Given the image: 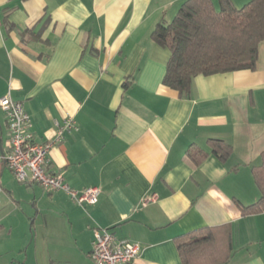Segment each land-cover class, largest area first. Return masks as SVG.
I'll return each instance as SVG.
<instances>
[{
	"label": "crops",
	"instance_id": "crops-1",
	"mask_svg": "<svg viewBox=\"0 0 264 264\" xmlns=\"http://www.w3.org/2000/svg\"><path fill=\"white\" fill-rule=\"evenodd\" d=\"M185 1L0 0V98L22 103L37 142L72 117L49 170L100 190L81 207L18 183L0 160V262L93 264V231L106 229L139 245L131 264H181L176 238L230 226L227 264H264V213L241 215L260 198L251 170L264 152V41L253 71L197 76L179 96L162 84L170 52L150 36ZM7 137L0 110V155ZM210 140L231 146L225 162ZM191 145L207 153L198 165Z\"/></svg>",
	"mask_w": 264,
	"mask_h": 264
},
{
	"label": "trees",
	"instance_id": "trees-1",
	"mask_svg": "<svg viewBox=\"0 0 264 264\" xmlns=\"http://www.w3.org/2000/svg\"><path fill=\"white\" fill-rule=\"evenodd\" d=\"M186 0L173 20L151 33V40L170 52L162 81L182 97H189L193 79L242 70L253 71L258 46L264 41V0H250L236 9L230 0ZM124 83V88L127 87ZM211 154L225 162L231 146L210 140ZM198 165L207 153L191 145L187 151ZM251 174L260 193L258 201L241 208L243 217L264 213V152ZM181 264H227L231 257L230 226L205 227L174 240Z\"/></svg>",
	"mask_w": 264,
	"mask_h": 264
},
{
	"label": "built area",
	"instance_id": "built-area-1",
	"mask_svg": "<svg viewBox=\"0 0 264 264\" xmlns=\"http://www.w3.org/2000/svg\"><path fill=\"white\" fill-rule=\"evenodd\" d=\"M0 110L7 124V144L0 160L10 170L15 180L23 185H37L45 193H65L78 206H92L98 201L100 190L88 187L77 191L69 187L61 174L49 170V154L52 148L65 142L66 136L76 129L72 117L55 124L52 141L37 142L30 131V120L21 102L13 100L9 94L0 98ZM154 197L143 201V205ZM137 243L119 240L106 229L93 231L90 259L93 264H131L139 255Z\"/></svg>",
	"mask_w": 264,
	"mask_h": 264
},
{
	"label": "rangeland",
	"instance_id": "rangeland-1",
	"mask_svg": "<svg viewBox=\"0 0 264 264\" xmlns=\"http://www.w3.org/2000/svg\"><path fill=\"white\" fill-rule=\"evenodd\" d=\"M34 258L37 259L38 257L36 256V257H34ZM36 259H33V262H34V261L36 262L39 258H38L37 260H36ZM40 261H41V260H39V262H40ZM10 262H11V261H10L9 259L5 258V259H4L3 261H1L0 263H1V264H9Z\"/></svg>",
	"mask_w": 264,
	"mask_h": 264
}]
</instances>
